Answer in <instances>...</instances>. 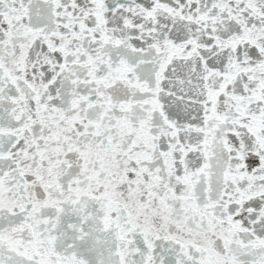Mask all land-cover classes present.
<instances>
[{
	"label": "snow or ice",
	"instance_id": "6c2138e0",
	"mask_svg": "<svg viewBox=\"0 0 264 264\" xmlns=\"http://www.w3.org/2000/svg\"><path fill=\"white\" fill-rule=\"evenodd\" d=\"M0 264H264V0H0Z\"/></svg>",
	"mask_w": 264,
	"mask_h": 264
}]
</instances>
